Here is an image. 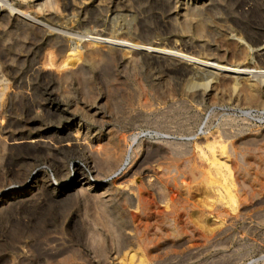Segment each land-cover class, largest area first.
I'll return each instance as SVG.
<instances>
[{
  "label": "rangeland",
  "instance_id": "obj_1",
  "mask_svg": "<svg viewBox=\"0 0 264 264\" xmlns=\"http://www.w3.org/2000/svg\"><path fill=\"white\" fill-rule=\"evenodd\" d=\"M36 10L42 14L37 19ZM95 33L224 63L259 66L264 65V52L257 55L251 49L259 47L258 41L264 45V0H0V128L31 135L49 124L52 131L70 123L84 125L88 116L91 121L86 109L95 106L97 122L111 127L116 137L125 133L127 149L132 144L134 148L130 161L101 179L97 167L89 171L85 157L70 152L48 156L45 151L19 149L12 170L7 171L9 132L0 130V197L5 189L22 186L35 172L58 174L61 164L73 176L75 163L85 167L95 182L94 190L106 186L133 193L142 174L126 182L122 172L143 159L146 168L142 165L141 171L152 168L160 177H180L184 198L177 205L187 218L177 226L176 238L167 235V226L161 233L152 222L138 232L131 225L123 242L116 201L102 203L79 192L61 203L32 202L30 207L0 211V264H264V189L257 181L251 189L238 185L235 161L222 147V130L242 137L264 132V99L245 103L225 83L227 78L211 81L206 71L187 62L126 56L104 43L89 42ZM245 48L246 54L239 55ZM36 62L45 71L31 81L29 90L23 82ZM75 70L79 74L72 76ZM62 74L73 78L60 79ZM261 89L264 98V85ZM51 90L63 98V110L47 113L51 105L56 106ZM134 135L138 138L132 142ZM174 144L188 152L185 157L173 154L169 147ZM236 146L242 150L245 145ZM181 158L189 160V173ZM254 176L262 177L261 173ZM62 178L57 176L59 187L71 176ZM170 204V200L159 203L165 210H170ZM102 217L112 230H107Z\"/></svg>",
  "mask_w": 264,
  "mask_h": 264
},
{
  "label": "bare ground",
  "instance_id": "obj_2",
  "mask_svg": "<svg viewBox=\"0 0 264 264\" xmlns=\"http://www.w3.org/2000/svg\"><path fill=\"white\" fill-rule=\"evenodd\" d=\"M53 3H54V1H52V4ZM248 8L252 9V5H249ZM39 15H42L41 12L36 10L33 17L35 19H37L39 17ZM7 16H8V18H11L13 15L11 14V15H7ZM16 17H18V16H16ZM34 25H36L37 28H38V26L46 28V26H44V24L38 25V23L37 24L35 23ZM202 27H203L202 23H199L197 30L198 31L202 30L203 29ZM55 39H56V37H55ZM87 40L91 43L92 42L93 43L94 42L104 43L105 46H108L109 48H113L119 52H122V53H124V55H126L128 53H134V54H138V55L152 56L155 58H172V59H175L177 61L187 62L188 64L195 65L197 68L199 67V68L203 69L204 71H206L209 74L211 81L214 78H216V79H219L220 77L227 78L225 83H227L229 86H232L235 91L237 90L238 94L241 97H243V100L245 101V103L247 102L249 104H256L258 102H262V100L264 99L262 96V89H261L262 85H264V65L263 64H261L263 66H261V65L257 66L254 64L253 65H239L238 63L237 64L228 63V62L224 63V62L218 61L216 59H210V58L205 59V58H200L197 56L189 55V54L183 53L177 49H167L165 47H159L157 44H154V43H139V42H135L129 38H121V37H117L114 35L113 36L112 35L111 36L110 35L104 36L100 33H95L93 35H90L89 39H87ZM261 42L262 41H260V42L258 41L257 44L255 42L256 45H259V47H257V49H255V50H254V48L251 49L257 55L263 54L262 52H261V54L259 53L261 50L264 52V45H261ZM63 46H61V49H62L61 51L64 50ZM240 50H242V49H240ZM246 50L247 49L245 48L244 51H240V53L238 52V54L242 56V55H244ZM257 55H255V56H257ZM61 62H62V64H65L66 59H65V61H61ZM262 62H263V60H262ZM51 64H52V62H51ZM78 70H79V68H78ZM78 70L73 71L71 75L72 76L78 75L79 74L78 72L80 71V70L79 71ZM43 71H45L44 65H42V64L38 65L37 62H36V64H33L28 75H27L26 80H24V82H23V86L28 87V89L30 90L31 89L30 86L32 85L31 81H33V79L38 78V76H40L43 73ZM67 74L60 75V79H67L68 76H70ZM25 77H26V75H25ZM71 78H73V77H71ZM67 80H69V79H67ZM67 80H65V81H67ZM210 80L208 82V87H210V85H211ZM44 81H45V79H44ZM48 84H49V82H48ZM219 85H220V83H219ZM5 89L7 90V88H5ZM3 91H5V90H3ZM54 91L51 90L49 93H50L51 98H53V101L55 100L56 106H55V104H53L54 106L51 105V107L47 109V113H54V112H57L59 110H63V109H61V107H62L64 100H63V98L58 96L59 94L56 95L54 93ZM203 93H204V91H203ZM29 94H30V92H26V95H24V96H26V98H28ZM7 95L11 96L10 94H7ZM10 98L11 97H9V99ZM237 99H238V97H237ZM44 108H46V107H44ZM94 108H95V106H89L86 109V115L91 116V121L88 120L89 119V116H88V119L84 125L83 124L76 125V124L70 123V124L60 125V127H58V129H56L55 131H52V128H53V127H51L52 124H49L47 129H45L43 132L34 133L31 135L28 134L29 132L25 135H16V134H13V132L7 131L8 130L7 127H3V129L0 128V130H3L5 132H9V134H7V139H8L7 145H8V147H7L6 163L4 164L5 165L4 169H6L7 171L12 170V166H11L12 163L11 162L13 159V155H14L15 151L16 150L18 151L19 149H21V150L22 149H28V150L30 149V150L35 151V152L45 151V152H47L48 156H49V154H52V153L53 154L54 153H56V154L60 153L61 154L62 152L73 153V156H74V153L77 154L78 156L81 155V156L85 157V159L87 160V166H89L88 164H90L89 168L86 166L89 171L94 166L97 167L96 168L97 178H100L102 176V174L103 175L108 174L112 171H115V170H118L119 168H121V166L124 164L125 161H128V160L130 161V158L132 156L131 155L132 151H134L133 144L132 145L130 144L131 145L130 149L129 148L127 149V145H126L127 135L125 133L120 134L116 137L114 134V131L111 127L109 128V127L105 126L103 123L100 124L99 122H97L98 120L96 118V115H97L98 111L97 110H96L97 112L93 111ZM88 121H90L91 125L93 126L92 129H89L90 125H88L89 124ZM93 130H95V132H93ZM222 131H223L222 132V135H223V140H222L223 146L222 147L224 148L223 151L225 153H228L235 161L234 167H235V171H236V181H237L238 185L240 184L241 186H244V187H250V189H251L254 185V182L257 181L255 184L259 185L261 187V189H264V132L260 135H253V136L248 135L249 137H244V136L242 137V136H239L238 133L236 135L235 132H234L235 134H233L226 129L222 130ZM137 138H138V136L134 135L130 139H133L132 142H135V140H137ZM236 144H240V145L243 144V146L245 145L244 147L241 146V149L243 150V152H242V150L238 149L239 147H237ZM174 145H177V144H174ZM169 148L172 152H174L173 154L176 156L181 154L182 156L185 157V154L188 153V152L186 153L185 149L180 148V146L178 147V145L176 147L172 145ZM244 149H247L248 151L245 153ZM186 150H187V148H186ZM56 154H54V155H56ZM137 154H138V152H137ZM40 155H42V154H40ZM54 155H51V159H52V156L55 157ZM46 156H45V158H46ZM56 158H58V157H56ZM53 160L50 162H53ZM54 161H56V160H54ZM142 161H143V159H142ZM142 161H133L130 164L127 163V164H129V165H127L128 167H126V170H124L122 172L123 173L122 178L125 179L124 181H126V182H128V181L134 182V180L136 181L137 175L139 173L142 174V178L137 180L135 186H133V189H132L133 193H128V192L124 191L123 189H121V191L115 190L114 188L108 189V188H106V186H101V187H104L101 190L100 189L94 190L96 188L95 182L91 181V179L89 178L91 176H88V173H86L87 170L85 169V167H83L79 163L73 164V167L76 169V171H75L74 175L72 176L71 173L68 174V172L66 171V168L63 167V164H61L59 166L56 164L58 166V168L55 166L58 170V174L53 173L52 176H50V175L46 176L45 174H42V173L40 174L39 172H35L32 176H30L23 183L22 186L20 185L19 188H7V189H5L3 191L1 197H0V211L1 210L2 211L8 210V208L12 209L13 207L18 208L20 206H23V207L29 206V204H31L32 202H38V203L56 202L57 203V202H60L61 200H63L67 196L70 197L72 194L77 195L80 192V193L88 196L89 198H96L97 201H100L102 203H108L109 204V202H111V201H116L118 203L119 211H118V218L117 219H119V228H120V230L119 229L118 230L121 232V234L124 237L122 239V241L124 240L123 242H126V240L128 239L126 237V233H124V232L127 229L131 228L132 227L131 225H133V229H135L138 232L143 227L144 228L150 227V223H152V222L156 223L155 224L156 229L161 230V233L164 232L163 231L164 228L166 229V227L163 228V226H167L168 227L167 229L169 230V231H167V235H169V236L171 235L170 236L171 238H173L174 236H175L174 238H176L177 236H179L178 235L179 230H177L179 228L177 226L180 225V223L182 224V222H186V219H187L186 213H185L186 211L185 212L182 211L180 209L181 207L179 205H177V204H179V201L182 200L181 197L184 198V196H183L184 193L182 192V189H181L180 184L178 182L180 177L175 176V175L174 176L160 177L159 174H157V172L155 170H152V168L151 169H145V170L141 171L140 169H142V165L144 166V164H142L144 161L143 162ZM182 161H183V159H182ZM182 161H181V163L183 164L185 169H187L186 171L189 173V170H190L189 169L190 166H188L189 160L185 159L183 162ZM54 163H52V164H54ZM178 163H180V162H178ZM254 164L257 165V169H254V168H256V167H254L255 166ZM177 165H179V164H177ZM180 166H181V164H180ZM252 170H254V172H252ZM255 170L256 171L259 170L260 172H255ZM1 172H2V169H0V173ZM54 172H56V171H54ZM258 173L259 174L261 173L262 177L260 179H256V177L254 176V174H258ZM56 175L58 176V178L63 177L62 180H65L67 177H70V176H71V179L69 181H66L65 183H63V187H59V185L56 184L57 183V176ZM161 175H163V174H161ZM184 175H186V174L184 173ZM50 182H54V183H50ZM226 184H228V183H226ZM257 185H255V188ZM186 198H187V196H186ZM166 199L168 201L170 200V203H171L170 204L171 207H169L170 210H165V209L161 208L159 205L160 202L167 201ZM168 203H167V205H168ZM181 206L184 207L182 204H181ZM131 207L132 208L135 207V210L129 211V209ZM102 218H104V217H102ZM103 220H104V224H106L105 227L108 228L107 230H112L111 228L109 229L110 225L108 224L107 218L106 219L104 218ZM107 230H105V231H107ZM136 231H135V233H136ZM141 232H139V233H141ZM132 236H134V235H132ZM160 237H162V236H160ZM142 241L144 244V242L146 241V237ZM130 242L131 241H129V243ZM141 243L139 242V244H141ZM146 247H147V245H146ZM102 250L100 249L99 251H102ZM104 255H105V253H104ZM105 256H103V257H105ZM141 262L143 263V261H141Z\"/></svg>",
  "mask_w": 264,
  "mask_h": 264
}]
</instances>
